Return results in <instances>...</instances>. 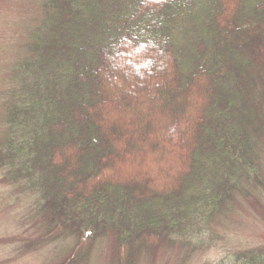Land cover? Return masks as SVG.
Returning <instances> with one entry per match:
<instances>
[{"label": "trees", "instance_id": "1", "mask_svg": "<svg viewBox=\"0 0 264 264\" xmlns=\"http://www.w3.org/2000/svg\"><path fill=\"white\" fill-rule=\"evenodd\" d=\"M39 5L0 94V168L35 194V245L71 235L64 264H81L110 234L115 264H135L207 245L240 197L256 202L264 0ZM219 264H264V247Z\"/></svg>", "mask_w": 264, "mask_h": 264}, {"label": "rangeland", "instance_id": "2", "mask_svg": "<svg viewBox=\"0 0 264 264\" xmlns=\"http://www.w3.org/2000/svg\"><path fill=\"white\" fill-rule=\"evenodd\" d=\"M42 17L39 0H0V94L12 86L11 68L23 55V43L30 36L28 27ZM4 110L0 95V140ZM22 187L21 182L6 179L0 168V264H64L74 246V237L67 235L35 245L39 228H34L33 218L36 197L22 192ZM255 195L256 202L240 197L231 214L216 220L207 245L193 248L180 240L170 242L149 255L142 252L135 264H219L234 252L264 247V176L262 189ZM115 259L114 238L106 234L98 238L89 260L81 264H115Z\"/></svg>", "mask_w": 264, "mask_h": 264}]
</instances>
